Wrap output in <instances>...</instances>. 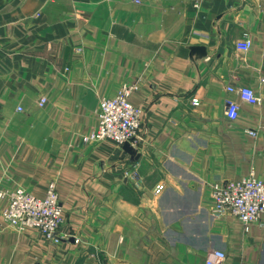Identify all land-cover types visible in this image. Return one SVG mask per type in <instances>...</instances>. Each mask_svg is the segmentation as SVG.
I'll return each mask as SVG.
<instances>
[{
	"label": "crops",
	"instance_id": "crops-1",
	"mask_svg": "<svg viewBox=\"0 0 264 264\" xmlns=\"http://www.w3.org/2000/svg\"><path fill=\"white\" fill-rule=\"evenodd\" d=\"M263 78L264 0H0V190L44 196L55 180L64 216L55 243L8 227L0 197V260L205 264L221 249L224 264H264V226L214 214L211 191L251 171L264 179ZM125 82L142 108L136 155L83 140Z\"/></svg>",
	"mask_w": 264,
	"mask_h": 264
},
{
	"label": "built area",
	"instance_id": "built-area-1",
	"mask_svg": "<svg viewBox=\"0 0 264 264\" xmlns=\"http://www.w3.org/2000/svg\"><path fill=\"white\" fill-rule=\"evenodd\" d=\"M252 45L248 36L236 42V48L247 51ZM264 80V78H263ZM138 88L137 82H125L111 96H103L97 108V125L83 136L86 143H94L110 138L119 144L126 141L135 143L140 138L142 125V108L131 102V94ZM227 90L239 93L241 99L250 104H257L260 96L252 87H235L227 85ZM46 98H41L43 105ZM192 103L198 105V97L192 98ZM227 117L236 119L240 112V102L235 98H226ZM250 133H255L250 130ZM164 183L156 186L155 192H161ZM214 214H226L239 218L247 229L252 223L258 222L264 226L261 216L264 213V179L254 171L239 180L215 181L211 185ZM0 197L7 199L2 211L5 224L16 230L26 228L39 229L47 239L58 243L63 234L60 228L64 222L63 206L60 202L57 183L51 180L44 196H37L23 187L0 190ZM79 241V238H76ZM226 252L221 249L211 251L205 264H224ZM0 264H5L0 260Z\"/></svg>",
	"mask_w": 264,
	"mask_h": 264
},
{
	"label": "water",
	"instance_id": "water-1",
	"mask_svg": "<svg viewBox=\"0 0 264 264\" xmlns=\"http://www.w3.org/2000/svg\"><path fill=\"white\" fill-rule=\"evenodd\" d=\"M123 147L126 151H128L130 154H133V155H136L138 154L137 152V148H135L131 142L129 141H126L124 144H123Z\"/></svg>",
	"mask_w": 264,
	"mask_h": 264
}]
</instances>
